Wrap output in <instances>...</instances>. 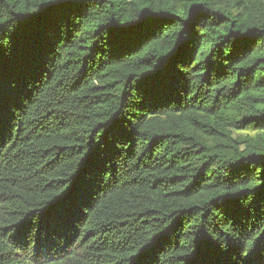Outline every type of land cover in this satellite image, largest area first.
I'll return each instance as SVG.
<instances>
[{"label":"trees","instance_id":"16d2710c","mask_svg":"<svg viewBox=\"0 0 264 264\" xmlns=\"http://www.w3.org/2000/svg\"><path fill=\"white\" fill-rule=\"evenodd\" d=\"M0 264H264V0H0Z\"/></svg>","mask_w":264,"mask_h":264}]
</instances>
